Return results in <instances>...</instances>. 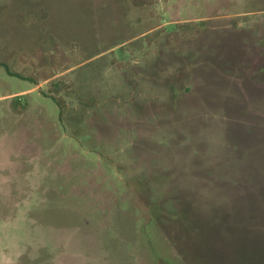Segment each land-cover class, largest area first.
<instances>
[{
    "label": "rangeland",
    "instance_id": "374dc122",
    "mask_svg": "<svg viewBox=\"0 0 264 264\" xmlns=\"http://www.w3.org/2000/svg\"><path fill=\"white\" fill-rule=\"evenodd\" d=\"M180 24L222 32L206 38L216 54L199 60L190 92L148 125L118 111L113 140L75 139L51 96L57 80L92 83L79 66L61 72L93 48L86 35L109 47L116 32ZM144 35L92 62L102 85H121L114 66L140 62ZM255 43L264 0H0V264H264V78L245 77L262 58L238 57ZM176 188L215 212L177 213L190 198L173 199Z\"/></svg>",
    "mask_w": 264,
    "mask_h": 264
},
{
    "label": "trees",
    "instance_id": "16d2710c",
    "mask_svg": "<svg viewBox=\"0 0 264 264\" xmlns=\"http://www.w3.org/2000/svg\"><path fill=\"white\" fill-rule=\"evenodd\" d=\"M134 3L136 4L137 1ZM157 27H153L149 31ZM207 28H205V34L203 33L202 35L193 26L181 24L167 33H158L157 36L146 34L147 31L142 34L127 35V37L120 38L116 32L111 34L112 46L109 47L99 46L96 43L95 35H86L84 43L93 42V48L91 49L87 46L82 48L80 61L67 68H62L61 72L79 66L80 72L92 77V83L86 82V85L75 87L67 81L57 80L53 83V89L51 88L53 90L51 97L58 107L60 121L66 130H70L75 139L84 143L95 140L98 135L103 141L108 142L113 140L112 137H114L113 124L117 118H120L118 111L122 109L128 110L129 114H124L128 121L133 125L143 126L148 125L150 121H155V117L162 111L174 108V103L179 96L190 92L191 75L194 73L195 76H198L197 71L201 69V63L199 64V62L214 60L213 57L216 53H214L212 44L215 39H211L212 42H210L208 49L203 45L208 36L216 38V35H220L222 32L212 31L211 34H208ZM244 30L240 29V31L232 32L236 33L235 37H238L239 33ZM189 34H192V36H189ZM143 35L144 40L148 42L144 43L146 51L139 55L138 61L140 62L133 63L128 61L121 66L115 65V76L116 79L121 81V85L112 84L110 88L102 85L98 74L94 75L93 69L96 70V68L92 66V62L125 43L132 44V46L140 45L141 41L138 37H143ZM247 48L240 52L239 58L245 52L249 57L252 53H257L262 58L260 60L263 61L259 62L252 59L249 68L245 71V77L254 82L258 77L264 78V48L257 44ZM137 50L140 49L137 48ZM216 56L218 57L219 53ZM243 67L241 68L242 70ZM216 69L219 70L218 66ZM55 76L52 75L46 80H55ZM123 91H126V93ZM63 92H68L69 95L75 98L76 106L71 107L68 105L66 99L60 96ZM144 141L136 138L134 143L143 145ZM165 170V176H167V168ZM165 176H162V178ZM178 191L180 189H173V191L169 192V195H172L173 199H175V193H178ZM180 192L181 198L186 196L190 198V204L188 208L178 209L177 213L180 212L183 215L186 212L198 222L204 219L207 220L212 212H215V209H208L205 212L201 211V208L196 204L200 193L197 197H193L192 195L183 196L182 191ZM226 207H217V210L224 211ZM169 213L167 210L162 211L164 215ZM191 217H189V220L192 221H190L189 229H192L193 233H197L201 225L194 222V218ZM181 226L174 228L177 234L188 233L189 229Z\"/></svg>",
    "mask_w": 264,
    "mask_h": 264
}]
</instances>
